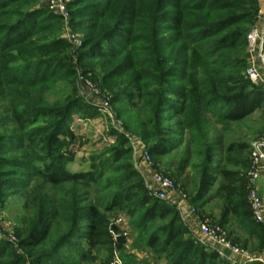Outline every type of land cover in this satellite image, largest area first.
Segmentation results:
<instances>
[{
    "label": "rangeland",
    "instance_id": "obj_1",
    "mask_svg": "<svg viewBox=\"0 0 264 264\" xmlns=\"http://www.w3.org/2000/svg\"><path fill=\"white\" fill-rule=\"evenodd\" d=\"M195 3L205 8L202 14L192 7ZM32 5L19 28L14 27L15 17H0V32L6 30L0 33V159L14 171L8 189H0V250L4 251L0 264H167L175 258L173 253L147 247L149 236L168 221L149 222L146 210L111 207L124 163L138 171L149 193L153 173L173 183L174 193L160 202L173 209L187 227L185 238L233 264H264L261 236L245 231V226L255 223L248 200L250 150L226 149L231 143L251 147L264 138V105L238 121L223 118L225 108L218 96L225 88L237 87L233 79L240 73H219L214 59H208V68L218 72L209 80L215 92L209 96L201 86L196 60L208 44L198 42L193 28L200 18L230 29L247 27L246 37L254 28L264 33L262 15L254 14L247 24L246 16L254 8L250 1L109 0L102 9L94 0H38ZM95 10L98 14L90 15ZM45 12L53 16L41 24H47L49 33L31 39L28 47L35 53L21 57L12 46L15 35L30 26V17L37 19ZM120 23L123 30L116 29ZM89 41L98 42L99 47L85 59L84 46ZM98 52L103 57H96ZM189 80L198 85L196 91ZM187 90L203 110L200 132L184 119L192 108L186 110ZM51 109H64L66 119L48 115ZM26 112L35 117L33 123L22 125L19 118ZM57 129L64 135L54 133L56 142L47 146L45 133ZM157 132L164 144L161 156L147 149L151 134ZM147 154L151 169L145 161ZM58 161L71 174L87 173L93 163L103 168L91 183L53 184L47 174ZM220 169L235 172L238 184L243 185L233 200L237 217L225 206L221 186L229 182L217 174ZM263 170L255 180L260 194L264 193ZM201 178H209L208 185L203 187ZM89 206L104 214L109 224V240L94 248L76 238L85 226L82 215ZM199 224L219 227L225 240L247 256L227 259V251L220 255V245L203 237ZM43 226L47 230L44 241L29 246L27 234Z\"/></svg>",
    "mask_w": 264,
    "mask_h": 264
},
{
    "label": "trees",
    "instance_id": "obj_2",
    "mask_svg": "<svg viewBox=\"0 0 264 264\" xmlns=\"http://www.w3.org/2000/svg\"><path fill=\"white\" fill-rule=\"evenodd\" d=\"M97 7L103 8V5H109V0H94ZM253 8V14L246 16L247 24H251L252 16H255L259 11V7L256 0H249ZM38 0H0V17H15V29L19 28L20 21L27 18L29 13V8L31 3L35 5ZM32 5V6H33ZM193 8L198 9L197 13L202 14L205 11V8L202 5L195 3L192 6ZM98 12L92 11L90 15H97ZM255 14V15H254ZM75 13L71 16L76 18ZM52 15L49 12H45L38 16V18L30 17V26L23 30V32L16 34V40L13 41V47L18 50V53L21 57H27L26 53L32 52L35 53L33 47H28V43L31 39L38 38L42 33L48 34L47 24L41 25L43 23H48L52 19ZM193 28L197 29V32L194 34V37L198 39V42H207V49L203 51L202 56L196 57V60L199 61V66L201 70L198 72L201 86L205 87L208 90L209 96L214 95V85L209 81L211 77H215L216 72L212 67L209 69V64L206 62L208 59H214V63L218 65L219 73L225 70H234L237 73H240V76L234 78V84L237 87H231L223 92L221 96H218V100L222 102L225 108L224 119L229 121H238L250 115L256 110H260L264 105V87L256 85L250 82L245 76V69L247 66L246 58V34L249 31L247 27L243 28H234L230 29L229 26L223 23L210 24L203 22L202 20L197 19V22L193 23ZM118 30H123L122 23L117 26ZM6 30L1 31L4 33ZM118 32V31H117ZM106 41L112 42L110 37L105 38ZM28 47V48H27ZM99 43H90L87 42L84 46L83 55L85 59H90L94 51H97ZM163 53V51H160ZM96 57H103V55L98 52L95 54ZM64 72H59V75H62ZM243 73V76L241 75ZM186 78V77H185ZM182 79V78H181ZM187 83L192 86L194 91L198 89V85L193 86L189 81ZM200 83V82H199ZM185 96L189 98L186 110L192 105L191 111L189 114H185L184 119L189 124L190 128H193L195 131H201V121L200 114L203 110L198 108V98L191 93L190 90H187ZM45 111V110H44ZM81 113L90 115L86 110H80ZM185 111L182 110V113ZM26 112L23 115V118H19V123L22 125L33 123L35 114H28ZM57 118L66 119L67 114L65 110L53 111L48 110V115H53ZM15 117L18 119V115L15 113ZM59 131V132H58ZM62 130L57 132L50 130L46 134L45 144L47 146H52L56 142V136L54 133H59V135H64ZM161 132V131H159ZM157 132L156 134H151L150 139L152 142L147 144V149L150 154L153 155H162L165 150H163L164 144L162 138H159L161 133ZM148 138V141L150 140ZM156 139L157 143L153 141ZM147 142V140H146ZM160 142V143H159ZM228 152L237 151L239 153H247L250 150V147L246 143H231L226 146ZM124 149H118L119 152H122ZM126 151V150H125ZM127 152H124L125 155ZM117 155H121L117 153ZM209 161V160H208ZM0 159V183L2 184L0 189L7 190L9 181L11 177H14V171L10 169V164L3 163ZM210 162V161H209ZM245 166V165H244ZM103 168L101 163H93L90 166V169L87 173H78L71 174L68 173L60 164V161L52 164V170L47 174V180L53 184L60 183H74V182H84L87 181L91 183L94 181L95 177H98ZM121 181L119 182V188L112 194V199L110 205L112 208L117 209H126L128 212L135 211L136 209L146 210L147 211V221H168L166 226H163L158 231L149 236L147 240V247L154 252H170L175 255V258H170L167 261V264H233L223 258H220L215 252L205 250L204 248L197 246L195 242L184 236L188 234L187 227L182 223L181 219L177 213L163 205L156 198H153L149 195L146 187L143 184V181L140 177L138 171H136L133 166L129 163H124L121 165ZM209 169V167H208ZM213 173V172H212ZM224 182H229L228 186H221V189L225 192V206L228 208L230 215L237 217L238 215V206L233 202L236 197V192L238 188L242 186L238 184V179L235 172L228 171L225 169L218 170L217 173ZM210 182L209 178H201L200 184L203 187L208 185ZM1 195V194H0ZM133 208V209H131ZM82 220L85 222L83 229H79L76 238L83 240L87 245L91 247H96L99 245H104L109 240V224L104 214L99 212L96 208L89 206L83 211ZM46 227L42 228H32L27 234L28 245L37 246L40 245L46 236ZM245 231L251 236H261L262 247L264 248V226L262 224H255L254 222L245 226ZM25 243V244H26ZM4 256V251L0 250V259ZM250 264H262L260 262H252Z\"/></svg>",
    "mask_w": 264,
    "mask_h": 264
},
{
    "label": "built area",
    "instance_id": "obj_3",
    "mask_svg": "<svg viewBox=\"0 0 264 264\" xmlns=\"http://www.w3.org/2000/svg\"><path fill=\"white\" fill-rule=\"evenodd\" d=\"M61 11L63 6H57ZM263 16L261 11H258V16ZM246 56L247 66L245 69L246 78L259 86L264 87V33L263 30L254 28L248 33L246 37ZM147 167L151 169L152 163L148 154L145 157ZM261 167H264V138L256 141L250 147V171L248 174V200L252 213V217L257 224L264 226V214L262 199L258 193V189L255 185V180L259 177ZM152 190L149 195L158 200L164 201L168 199L170 193H174L173 183L166 177L153 173L152 178ZM178 196V195H177ZM179 197V196H178ZM182 198L185 196L181 195ZM198 232L203 237L210 239L214 244L220 245L221 249H217L220 255H224L225 251L228 255L227 259L234 258L236 256L246 257V253L238 250L235 246H232L224 238V233L219 227H210L207 224H199L197 226ZM223 250V251H222ZM261 262V261H260Z\"/></svg>",
    "mask_w": 264,
    "mask_h": 264
},
{
    "label": "crops",
    "instance_id": "obj_4",
    "mask_svg": "<svg viewBox=\"0 0 264 264\" xmlns=\"http://www.w3.org/2000/svg\"><path fill=\"white\" fill-rule=\"evenodd\" d=\"M257 1V4H258V7H259V10L262 12V14H263V17H264V0H256ZM259 21H261V19H259ZM263 22V21H262ZM262 22L260 23V25L262 24ZM262 27H263V25H262ZM263 172H264V170H263ZM260 174H262V172L260 173ZM257 187V189L259 188L258 186H256ZM259 190V189H258ZM258 193H259V195H260V197H261V199H262V204H263V214H264V193H261L260 194V191H258Z\"/></svg>",
    "mask_w": 264,
    "mask_h": 264
}]
</instances>
